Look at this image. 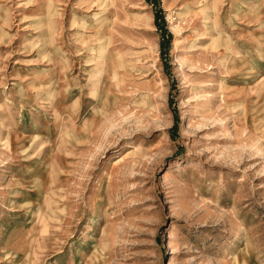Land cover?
I'll return each mask as SVG.
<instances>
[{
	"label": "rangeland",
	"instance_id": "1",
	"mask_svg": "<svg viewBox=\"0 0 264 264\" xmlns=\"http://www.w3.org/2000/svg\"><path fill=\"white\" fill-rule=\"evenodd\" d=\"M0 264H264V0H0Z\"/></svg>",
	"mask_w": 264,
	"mask_h": 264
}]
</instances>
